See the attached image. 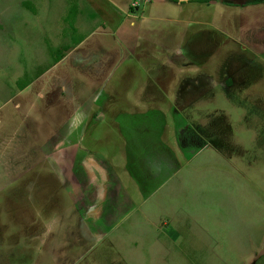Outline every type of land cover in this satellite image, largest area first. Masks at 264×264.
Returning a JSON list of instances; mask_svg holds the SVG:
<instances>
[{
	"label": "rangeland",
	"instance_id": "rangeland-1",
	"mask_svg": "<svg viewBox=\"0 0 264 264\" xmlns=\"http://www.w3.org/2000/svg\"><path fill=\"white\" fill-rule=\"evenodd\" d=\"M249 2L258 5L250 11L252 17L218 5L202 6L197 17L186 14L189 9L174 8L173 0L141 1L139 6L132 0H0V264H264V65L252 56L248 43L252 37L264 40V33L248 27L252 19L264 27V0ZM145 13L171 18L159 25L146 20L144 25L140 18L127 17ZM184 13L189 17L183 19ZM174 19L188 23L175 25ZM191 20L200 25H190ZM131 24L140 28L138 35ZM207 24L223 34L215 33L216 39L237 51L236 60L249 63L240 73H248L252 87L245 74L230 76L229 68L217 72L212 87L205 80L190 84L189 69L176 60L177 49L169 51L172 42L162 35L173 37L172 28L209 30ZM153 25L163 34H152ZM208 39L210 46L216 45ZM82 43L56 64L59 54ZM129 43H136L142 53L151 45V60L139 68L143 72L127 76L147 77L161 94L136 95L145 89L141 83L133 103L136 96L146 97L129 113L142 114L155 105L165 113L183 108L188 114L182 117L209 143L190 161L166 160L173 164L165 173L170 179L147 196L145 188L129 185L141 169L135 167L139 161L127 157L125 135L113 126L94 130L96 123H112V115L103 111H110L114 100L105 99L104 105L96 98L115 68L110 63L128 57ZM115 73L126 79V64ZM25 83L30 85L21 91L18 86ZM113 86L120 89L122 84ZM125 102L120 93L114 103L121 109L127 108ZM77 111L85 114L86 134L95 136L92 144L85 143L84 152L108 159L109 171L134 199L120 208L104 202L115 211L98 223L94 236L84 221L91 202L74 204L65 189L77 188L81 178L56 172V165L63 166L67 158L57 152L67 144L59 138L50 142L57 132L64 135L59 126L72 123ZM102 113L107 118L100 121ZM166 122L154 124L153 130L169 129ZM135 148L143 153L142 146ZM87 176L84 189L102 187L95 196L101 202L106 190L97 186L101 181Z\"/></svg>",
	"mask_w": 264,
	"mask_h": 264
},
{
	"label": "crops",
	"instance_id": "crops-1",
	"mask_svg": "<svg viewBox=\"0 0 264 264\" xmlns=\"http://www.w3.org/2000/svg\"><path fill=\"white\" fill-rule=\"evenodd\" d=\"M118 1V0H117ZM124 1V0H123ZM132 1H137L136 3L137 6H139V2L143 1L145 4L149 5L151 4V0H132ZM162 3L166 2V0H160ZM172 1V0H171ZM176 2L175 7L176 9H179L182 11V9H189V12L186 14H192L191 16L201 12L202 6H207L208 8H212L215 6H220L223 8H232V9H237L238 12H240V15L244 16L249 13V17L253 16V13L250 12L252 9L258 7L256 2L252 3L249 2L250 0H212L210 3H200L199 0H188V1H181V0H173ZM178 1V2H177ZM149 2V4H148ZM119 5H123L122 3H117ZM252 7V8H251ZM147 9V7H146ZM181 11L179 13H181ZM247 11V13H246ZM237 12V13H238ZM123 15L125 13H122ZM121 13H119V16H123ZM182 14V13H181ZM181 14L179 15L181 17ZM183 15V14H182ZM132 16L133 18L136 17L141 19V24H147L152 23V24H157L159 25L160 23H164V20H167L166 18H171L167 16H157V15H148L146 17V13L143 16H136V15H129ZM199 14H197V17ZM179 17V18H180ZM189 17V16H187ZM183 16V19L187 18ZM196 17V18H197ZM240 17V16H237ZM173 18V17H172ZM148 22H147V21ZM169 23V22H167ZM188 21H183V20H175L174 19V24L175 25H185L187 24ZM190 25H195L199 26L200 23L194 20L189 21ZM259 21H255L252 19L251 23L248 25L250 29L253 30V32L259 33H264V27L261 26ZM207 27H209V30H195V31H184L182 28H172V35L168 36L167 34H163L161 30H159V27H156L153 25L154 30L152 31V34H157L159 33L160 35L163 36V40H169L170 42V48L169 51L172 52L173 48L177 49V58L183 67H187L189 70V75L188 77L190 78V84L191 82L193 85L196 83V81H201L205 80L207 83L211 84L214 83L215 80H217V72H221V74L226 70V68H229L231 71L230 76H234L238 72V75L240 74H245L243 77L246 79V82L249 87H252L251 84L248 82V73L242 72L244 69H248L250 66L247 61L241 60L239 61L236 58L239 56L237 54V51H235L233 48L227 47V44L224 43L223 40H220L218 37L216 39L215 33L218 36H223V34L217 30L214 29V27H211V24H207ZM129 28L132 30L133 33H136L138 35V31H141L140 28L135 27L134 25H130ZM211 29V30H210ZM159 31V32H158ZM209 33V34H208ZM211 33V34H210ZM145 34V33H144ZM206 36L209 37L208 40H212V42L216 41L215 46H210L209 43H207ZM227 37V36H226ZM135 38V35L133 36ZM231 43L235 45L237 44L236 39L232 38H226ZM151 40V38H150ZM253 50L254 54L252 56L260 61L264 65V40L262 39H256L255 37L250 38V41L248 42ZM136 44V43H135ZM132 45L129 43L127 44L128 46V57L126 60H123L120 62L117 60L116 62H111L110 65L111 67L113 66L114 70L111 71V76L110 78L105 82V85L103 86V89H101L98 93V96L96 98V102L102 101L104 105H106L107 101L105 99H110L114 100L113 106L110 111H103V112H108L107 114L112 115V123H96V127L94 130L98 129L99 125L100 127H104L109 130V126H113L115 130H118L121 135H125L127 139V144L128 146L125 147L127 157H131L133 160L139 161L138 163L135 164V167L138 169L140 168V174L139 176L135 177V180H130L129 185L134 186L136 185L139 190L142 188H145V195L147 196L148 194H154L156 193L161 186L168 181L170 178L165 176L166 171L169 169V165L172 166V163H167L166 160H169V158H174L178 162H185L184 160H191L193 159V156L199 154L200 152L204 151L207 149V146L209 145L208 141L204 139L203 132H201L193 123L192 121H185V118L182 117L183 113L185 115L188 114L187 110L183 111V108L179 109L178 107H173L169 109L167 113L162 111V107L155 105V107H149V109L142 114H130L128 111L131 108L135 111L136 108H139L138 106L141 104L143 99L146 97L145 94L144 96H136V101L133 103L135 100L134 97V91L139 89L140 84L145 87L143 91L138 92L136 95L143 94L146 91L150 93H157L159 95L160 92L159 90L152 84L154 81L149 82L148 79H142L137 76H127L132 73H136L139 71L140 73L143 71H140V67L144 66L147 61L150 62L151 58L149 55V48L151 49V45L147 46V49L144 50V53H142L136 46ZM138 44V43H137ZM141 44V43H139ZM83 45V43L78 46L77 48L73 50H68L65 51L63 55V59L59 62L56 63L59 65L60 63L65 62L71 53L77 51V49ZM204 47V49H203ZM79 48V49H80ZM157 51H160V49H156ZM165 51V50H164ZM174 54V53H173ZM157 55V54H156ZM159 57V55H158ZM243 57V56H242ZM149 58V59H147ZM234 59V60H233ZM131 61V62H130ZM126 64V79H119V76L117 75L116 70L118 69L119 66H121L124 63ZM149 62H147L146 66H149ZM156 65H160L156 63ZM239 65V66H237ZM132 69H131V67ZM252 66V65H251ZM253 67V66H252ZM235 68H240L239 70L236 71ZM136 70V71H133ZM141 79V82L134 83L137 79ZM234 81V80H233ZM114 82H118L122 84L120 86V89H117L114 86ZM133 82V83H132ZM202 82V81H201ZM226 80H224V83ZM231 81H227V84H230ZM249 87L246 86V92L252 93L249 91ZM151 89H154L152 92ZM221 89V88H219ZM231 90L232 88H225L223 90L226 91ZM122 95L123 98L126 99L127 102L126 106L127 108H121L117 109V104L115 105V98L118 97V95ZM105 95H107L105 97ZM110 95V97H109ZM155 95V94H153ZM209 95V94H208ZM208 95L202 96L203 97H208ZM103 97V98H102ZM250 97H255L254 95H251ZM187 109V106H185ZM117 110V111H116ZM72 123H69L67 125L63 124V126H59L61 130V133L64 135H61L59 132H57L54 136V138L50 139L51 141H54L56 138L60 139V143L67 144L65 146L66 148L59 150L57 153L60 156H66V159H62L64 162L65 170L63 169V166H57L56 168L58 169L57 175H61L60 172L65 171L66 173H69V175H75L78 178H81V180L77 181V188L74 186H67L65 189L67 190L69 196H73L71 198V201L76 202H82V204L85 203L84 200L90 201V208L88 209V214L85 215V224H89L91 227L90 233L92 236L97 233V226L98 223L100 222L103 224L104 219L107 221L109 220L110 215L113 213L111 211H115L113 208H110L109 210L106 209L104 202L109 203L111 205H115V208H120L118 205H121V203L125 201H130L134 200L133 197L129 196L128 193L126 192L125 188L122 185V182L116 178L113 175L114 173L110 170L108 166L109 160L105 159L101 153L99 154H91V153H85L83 150V146L85 143H90L92 144L93 141H95V136L94 138L89 137L91 136L90 133L86 134L87 128H86V123L84 122L85 120V114L77 111V115L75 113H72ZM156 114V115H155ZM101 117L99 120H106L107 116H104V113L100 115ZM167 116V117H166ZM74 119V121H73ZM166 122V127L169 129L164 130L163 128H156L157 130H153L152 126L156 123L162 122L165 124ZM64 129L72 131V134L67 133ZM137 132V139L133 138V135ZM143 133L142 139H138ZM91 139V140H90ZM93 140V141H92ZM79 143H76L78 142ZM50 145V143H49ZM78 145V146H77ZM142 146V151L143 153H139V150L136 151L135 146ZM50 147L46 148L49 149ZM99 152H104V151H99ZM137 153V154H135ZM178 153L179 156L177 157L175 154ZM88 154V155H87ZM103 154V153H102ZM171 156V157H170ZM164 157V158H163ZM162 158V159H161ZM128 159L126 158V168L129 167V164L127 163ZM96 164H94V163ZM111 163V162H110ZM112 164V163H111ZM177 164V163H176ZM150 170V171H149ZM77 171V172H76ZM72 172H76L73 174H70ZM91 175V177L94 179L93 181H101V183L97 186H103V189H105V199L97 200L98 194H99V189L102 187H93L94 185L89 186L86 191L84 189V186H87L89 182H84V180L88 177L87 175ZM66 177V176H65ZM134 179V178H133ZM158 179H163L162 183L160 186L157 184ZM166 179V180H165ZM165 180V181H164ZM104 184V185H103ZM125 186V185H124ZM128 187V185H127ZM97 196V197H95ZM145 202V200H144ZM75 204V203H74ZM79 203L80 209L83 208V205ZM79 209V208H78ZM100 210L104 211V215L102 217L99 215ZM96 237V236H95Z\"/></svg>",
	"mask_w": 264,
	"mask_h": 264
},
{
	"label": "trees",
	"instance_id": "trees-1",
	"mask_svg": "<svg viewBox=\"0 0 264 264\" xmlns=\"http://www.w3.org/2000/svg\"><path fill=\"white\" fill-rule=\"evenodd\" d=\"M210 1L212 2V0H199V2L200 3H210ZM68 51V50H67ZM63 59V55H58V57L55 59L56 61V63H59L61 60ZM29 85L30 84H27V83H25V84H19V89L21 90V91H24L26 88H28L29 87Z\"/></svg>",
	"mask_w": 264,
	"mask_h": 264
},
{
	"label": "water",
	"instance_id": "water-1",
	"mask_svg": "<svg viewBox=\"0 0 264 264\" xmlns=\"http://www.w3.org/2000/svg\"><path fill=\"white\" fill-rule=\"evenodd\" d=\"M181 1H188V0H181Z\"/></svg>",
	"mask_w": 264,
	"mask_h": 264
},
{
	"label": "flooded vegetation",
	"instance_id": "flooded-vegetation-1",
	"mask_svg": "<svg viewBox=\"0 0 264 264\" xmlns=\"http://www.w3.org/2000/svg\"><path fill=\"white\" fill-rule=\"evenodd\" d=\"M178 2V1H177Z\"/></svg>",
	"mask_w": 264,
	"mask_h": 264
}]
</instances>
